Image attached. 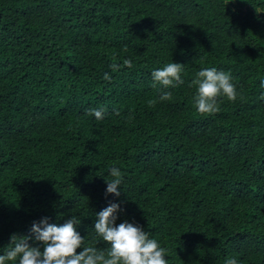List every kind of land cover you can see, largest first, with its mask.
<instances>
[{
	"label": "trees",
	"instance_id": "obj_1",
	"mask_svg": "<svg viewBox=\"0 0 264 264\" xmlns=\"http://www.w3.org/2000/svg\"><path fill=\"white\" fill-rule=\"evenodd\" d=\"M254 6L264 0H0V255L12 234L42 247L33 222L73 214L85 246L107 251L94 223L115 202L117 225L142 226L167 264H264ZM171 62L184 64L183 83L153 88L152 72ZM211 67L231 74L237 99L201 114L192 82ZM112 167L119 197L106 195Z\"/></svg>",
	"mask_w": 264,
	"mask_h": 264
},
{
	"label": "clouds",
	"instance_id": "obj_2",
	"mask_svg": "<svg viewBox=\"0 0 264 264\" xmlns=\"http://www.w3.org/2000/svg\"><path fill=\"white\" fill-rule=\"evenodd\" d=\"M257 13L264 12V8L254 6ZM124 63L131 67V60ZM113 70L117 65H112ZM184 64L171 62L162 69L154 70L152 77L153 88L157 85L168 89L175 84L183 83L181 73ZM104 79L110 77L106 73ZM193 85L197 88L195 107L201 114H212L219 111L218 98L226 97L230 101L237 99V91L232 83L230 73L218 71L216 68H204L196 73ZM264 87V82H262ZM172 98L170 91H161L160 101ZM149 101V104L156 103ZM103 109H89L88 115H94L97 120L103 119ZM112 179H107V194L121 195L120 186L122 174L119 168L110 169ZM120 204L112 202L102 211L96 214L94 229L96 233L107 242L110 247L107 251L95 246H85V238L77 231L81 221L76 215H72L63 225L49 223L47 217L39 222H33L31 232L35 234V240L40 246H32L30 236H18L12 234L11 246L3 255H0V264L17 261L18 264H167L165 254L168 251L160 246L156 239H150L142 226L124 221L117 225V212ZM82 251H77L78 249ZM226 264H238L235 258L226 261Z\"/></svg>",
	"mask_w": 264,
	"mask_h": 264
}]
</instances>
